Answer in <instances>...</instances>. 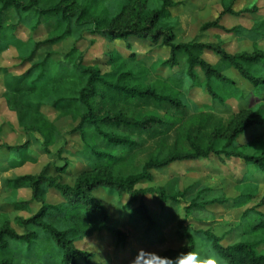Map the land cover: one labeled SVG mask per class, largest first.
Wrapping results in <instances>:
<instances>
[{
    "label": "trees",
    "instance_id": "16d2710c",
    "mask_svg": "<svg viewBox=\"0 0 264 264\" xmlns=\"http://www.w3.org/2000/svg\"><path fill=\"white\" fill-rule=\"evenodd\" d=\"M173 7L169 0H0V54L12 46L18 51L22 66L30 65L21 74L3 69L4 98L8 106L16 113L20 125L25 130L41 134L46 145L53 143L56 133L54 122L44 112L46 109L61 117L73 115L79 118L76 132L85 145L81 154L89 162L88 169L73 186L44 172L8 181L13 190L27 189L32 193L31 200L15 202L16 210H30L34 203H40V209L30 218L21 220L26 232L23 235L8 224L0 228V264H16L14 257L23 250L27 256H35L43 264H95V255L81 249L79 242L96 233L110 232L119 243H126L125 233L110 226L109 212L95 192L103 188L119 197L130 195L132 203L140 194L135 186L142 180L151 179V170L166 169L177 162L207 159L214 154L243 159L247 166L264 174V143L260 141L254 153L237 143L250 129L264 128V116L249 111L230 133L220 136L221 128L208 113L194 114L190 119L185 117L188 105L183 89L188 82V92L198 86L197 69L205 75V91L211 99L218 98L211 85L213 80L224 84L230 82L224 74L226 68H234L256 88L264 86L263 77H255L247 70V66L264 64V52L256 50L252 54L232 55L223 44L199 45L201 50L212 52L219 58V63L212 65L197 57L191 44H175L172 29L162 26L168 9ZM49 16L57 21V27L45 41L34 43L31 38L26 41L20 38L21 27L33 34L41 26L42 19ZM31 18L34 21L28 25L27 20ZM204 29L223 28L218 20L206 24ZM241 30L238 28L234 32L242 34ZM86 32L119 42L136 38L158 43L162 39V44L170 49L166 64L176 66L179 53L188 57L186 78L165 79L161 90L144 87L133 72L109 79L100 68L81 64L83 53L77 46L65 57L64 63L57 64L50 59L32 63L41 46L71 38L77 39L78 43L84 40ZM136 100L168 104L166 118L147 116L139 119L138 108L131 105ZM212 129L214 140L209 144L207 132ZM171 134L176 135V142L169 148ZM145 135L158 143L157 153L141 166L140 171L123 176L122 169L134 167L138 158L134 153L142 151ZM98 139L108 143L111 147L109 153L94 148ZM185 141L191 151L183 145ZM5 148L13 154L20 152L22 147ZM50 192L60 195L61 202L49 205L46 196ZM147 192L153 193V190ZM160 198L162 202L170 200L163 190ZM251 198L252 195L243 197L241 204ZM218 202L223 201L208 203ZM206 203L198 198L191 208L203 209ZM138 211L152 229L154 221L143 203ZM253 230H264V224ZM183 238L187 243L185 246L179 250H167L160 256L174 257L181 251H199L200 240H204L211 242L221 264H264V252L259 250L262 241L245 240L223 247L209 232L190 228L184 229ZM152 264H158V261Z\"/></svg>",
    "mask_w": 264,
    "mask_h": 264
},
{
    "label": "rangeland",
    "instance_id": "374dc122",
    "mask_svg": "<svg viewBox=\"0 0 264 264\" xmlns=\"http://www.w3.org/2000/svg\"><path fill=\"white\" fill-rule=\"evenodd\" d=\"M169 1L174 7L168 9L162 26L172 29L175 44H191L193 53L210 64L217 65L219 58L212 52L201 50L199 45L223 44L232 55L252 54L256 50L264 52V0ZM29 20L28 25L34 21L32 18ZM218 20L223 29H204L206 24ZM56 27L57 21L49 16L42 19L35 33L31 34L21 27L19 35L24 41L31 38L30 41L39 43L45 41ZM238 28H242V34L234 32ZM76 40L71 38L58 44L41 46L32 63H42L46 59L57 64L64 63L65 57L77 46L83 53V66L100 68L109 79L133 72L144 87L159 90L165 79H185L189 68L188 57L183 53L178 54L176 66L166 64L170 59V49L162 44V39L158 43L136 38L119 42L86 32L84 40L78 43ZM29 67L22 66L19 53L12 46L0 54V228L8 224L21 235L26 233L21 220L35 215L40 203L32 204L27 211L16 210L15 202L31 200L32 193L27 189L13 190L8 181L44 172L73 186L89 167V162L81 154L85 151V145L76 132L79 118L73 115L61 117L53 110L46 109L45 114L56 126L53 143L46 145L41 134L25 130L20 125L16 113L8 106L4 98L3 69L21 74ZM247 70L255 77L264 78V64L247 66ZM196 71L198 86L191 92L187 90L189 82L183 87L188 105L187 119L194 114L208 113L221 128L220 136H223L230 133L249 111L260 112L264 116V86L256 88L237 70L226 68L224 74L230 82L224 84L213 80L211 85L218 98L211 99L205 91L204 73L200 69ZM131 105L138 108L139 119L147 116L165 119L168 112V104L153 100H136ZM212 133L213 129L207 132L209 144L214 140ZM142 139L144 146L141 152L134 153L138 157L134 167L122 169L123 176L140 171L141 166L157 153L158 143L155 140L148 135ZM260 141L264 143V128L259 127L250 129L237 143L247 146L246 150L254 153ZM175 142L176 135L171 134L168 147L171 148ZM183 145L192 150L186 141ZM6 146L22 148L20 152L11 154ZM94 148L107 153L111 149L107 142L100 139ZM150 173L151 179L142 180L135 186L140 194L132 203L130 195L119 197L103 188L95 192L109 212L110 226L126 235L125 244L119 243L110 232L96 233L79 242L81 249L95 255V264H152L157 259L148 254L160 256L167 250H179L187 244L183 238L185 228L209 232L223 247L245 240L262 241L259 250L264 252V230H253L255 226L264 224V174L260 170L247 166L243 159L212 154L207 159L177 162L166 169L151 170ZM150 189L153 193L147 192ZM162 190L170 197L169 201H161ZM249 195H252L251 200L241 204L242 198ZM198 198L207 202L204 208H191ZM214 200L223 202L208 203ZM46 202L49 205L57 204L61 202V197L50 192ZM142 203L154 221L152 229L138 211ZM25 253L23 250L15 255L16 264L44 263ZM199 253L202 258L215 254L211 242L200 240ZM218 264H221L219 259Z\"/></svg>",
    "mask_w": 264,
    "mask_h": 264
},
{
    "label": "clouds",
    "instance_id": "9594fccd",
    "mask_svg": "<svg viewBox=\"0 0 264 264\" xmlns=\"http://www.w3.org/2000/svg\"><path fill=\"white\" fill-rule=\"evenodd\" d=\"M158 261V264H218L215 254L202 258L199 251H181L174 257H163L156 253H150Z\"/></svg>",
    "mask_w": 264,
    "mask_h": 264
}]
</instances>
